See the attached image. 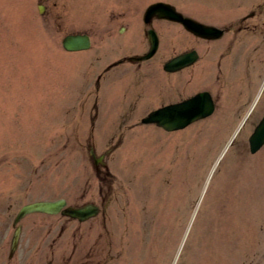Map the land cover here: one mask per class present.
<instances>
[{"label":"rangeland","instance_id":"obj_1","mask_svg":"<svg viewBox=\"0 0 264 264\" xmlns=\"http://www.w3.org/2000/svg\"><path fill=\"white\" fill-rule=\"evenodd\" d=\"M112 1L0 0V264H32L29 227L46 218L32 213L20 221L22 237L8 257L13 218L24 204L58 198L69 205L93 201L103 211L83 222L93 235L73 255L64 249L68 264H104L108 258V264H264V146L230 162L224 153L214 166L217 150L208 147L216 131L210 128L222 116L175 134L139 123L159 104L148 97L158 80L157 74L142 77L130 64L108 70L97 87L102 66L118 55L119 35L99 20L110 16ZM132 1L135 17L158 0ZM164 1L218 26L237 24L253 11L247 23H258L254 36L264 39V0ZM38 3L45 6L42 14ZM80 32L91 34V48L66 52L62 38ZM97 33L109 36L98 39ZM243 33L249 39L224 53L221 64L231 75L224 81L242 83L249 73L252 90L262 73L257 95L264 101V50L248 30ZM219 47L220 40L204 48L196 65L217 64ZM257 55L261 68L252 62ZM195 127L197 148L188 159L187 143L177 150L174 141L182 136L186 142ZM91 150L95 156L107 152L98 174ZM52 219L61 224L60 217ZM90 241L97 242L93 261L84 258Z\"/></svg>","mask_w":264,"mask_h":264},{"label":"flooded vegetation","instance_id":"obj_2","mask_svg":"<svg viewBox=\"0 0 264 264\" xmlns=\"http://www.w3.org/2000/svg\"><path fill=\"white\" fill-rule=\"evenodd\" d=\"M157 2L171 4L175 7L176 11L180 12L183 16H187L201 24L213 26L220 30V32L217 34L209 33L207 35H200L196 32L187 30L179 22L169 21L157 17H152L151 19L145 21L144 13L146 9L148 6ZM157 2L154 1L152 3H148L142 13L138 12V14L133 17L134 9L132 0H113L111 4L114 8L111 10L112 12L110 13V16L99 17L101 23L103 22V24H108L107 32H111L114 35L117 33L120 38L127 37L128 39L125 40L123 38L125 41H119L120 38L116 40V44H114V46L118 51V55H115L113 60L104 64L102 66L101 72H98L99 74L95 79L97 87L99 86L103 75L108 70L124 64H130L134 71L138 72L139 75L142 74V77L146 79L151 78V76L154 74H157V86L148 97L149 99L156 97L159 104L152 110L168 105L181 104L198 95H201V97L198 99V105L196 109L201 111H207V109L211 110L207 117L194 121L183 128L167 133L175 134L186 131L192 125L207 118H212L216 114L217 116H222L221 122L218 123V127L216 129L214 127L215 125L210 128L211 130L214 129L216 132H214L215 135H213L215 136L214 140L209 143L208 150L213 147L215 151L217 150L215 155H218L222 150L223 152L225 151L224 153L229 155L228 162L234 158H237L238 154L241 157L244 156L245 151H248L250 155H254L256 152H250L249 137L264 116V101H262L261 98L258 97L259 95H257L262 73H259V76L257 74L256 79L258 86L254 84L252 90H250L251 84L249 81V73H246L245 80L242 83H240V80H234L231 84L232 86H229V83L225 82L224 79L230 78V71H228L227 67L221 64L222 60L225 58L227 48L230 45L237 43L239 45L243 41L244 36H249V34L243 33L244 30H248V32L253 36L255 35L253 30L257 28L258 23H250L252 26H249L247 23V21L253 20L255 18L254 12L252 11L247 16L241 18L237 24L232 23L225 26H218L212 23L210 24L202 22L197 17L190 16L191 14H185L184 12L180 11L175 4L168 1L158 0ZM39 5L43 6L42 10L44 11L45 6L42 3H39ZM97 5H99L98 8H102V6L104 7V4L101 2H99ZM81 23H83V21H81ZM115 25L117 26L114 28ZM134 30H136V37L133 34ZM80 34H86L89 37L91 48L93 44V37L91 34L89 32H80ZM97 34L99 36L97 37L98 39H102L103 36H109L107 34L102 35V33ZM149 35H151V38L154 36L157 39V47L154 55L146 61L131 60L133 57L143 56L148 52L150 48ZM229 35L232 37L239 36L242 38H226ZM254 38L259 40L256 42L255 46L259 45V47H262L264 50V39H259L258 36H254ZM246 39H249V37ZM219 40L220 47L216 51H221L220 55L222 59L217 64H212V60L210 61L208 59L211 64L206 63L196 65V63H198L201 58L202 50L204 48H209L211 43ZM212 50L213 49H208V52L211 53ZM216 51L213 50L212 54ZM181 55H194L195 60L191 64L184 65L182 67H176L171 70L164 68L165 63ZM97 56L99 60L100 56ZM252 59V62L255 64H260V62L263 61V59L258 55ZM147 62L148 64L142 66V64ZM261 67L262 66L260 64L259 68ZM253 68L257 67L254 66ZM136 86L138 87V85ZM141 94L143 93L137 91L134 95H139V98L143 99ZM127 96L128 91H126L125 99H127ZM145 99L148 100V98ZM207 101H209V107L206 105L208 104ZM220 106L221 112L217 113L216 111H218ZM254 118H257V121L251 123V119ZM197 127L193 129L192 133H187L186 142H183V139L180 138L182 136H177L174 141L177 150H179L180 145L187 143L186 147L188 159H190L192 155L194 157L197 148V141L194 132ZM201 128L205 129L204 126L198 127V129ZM189 135L193 136L190 137ZM94 167L98 171L97 174L102 171V168L105 169V167H103L101 164L94 165ZM63 199L66 201V198ZM67 203L68 202L66 201V206H72L75 208L92 204L99 208L98 214L103 212L100 206H98L93 201H86L79 205H69ZM39 214H41V216L45 217L46 219L43 220V218H41L42 220L39 225L33 222L32 226L29 227L32 234L35 236V239L32 241L29 240L27 243V247L34 250L32 253L36 255L32 264H68L66 261H62V257L65 253L64 249L70 248V253L73 255L76 249H78V245L82 243L85 238L93 235L91 227L84 226L83 222L91 220L98 215L97 214L95 217L86 221H79L78 219L69 218L61 214ZM54 216L60 217V225H58V221L54 222L52 219ZM64 221L68 223H75L70 226L66 223H63ZM20 226L22 234L24 225L20 224ZM37 230L39 231L36 232ZM21 237L22 236L20 235V239ZM93 238L94 237L91 239ZM96 239L97 238L95 237V241ZM95 241H90L87 243V245H90L91 248H89L87 254L84 255V258H87L89 261L91 260V257L96 259L94 247L96 246L97 242ZM57 249L62 251L56 252ZM66 254L67 252L65 255ZM109 260L110 258H108L104 264H108ZM94 264H98V261L94 262Z\"/></svg>","mask_w":264,"mask_h":264},{"label":"water","instance_id":"obj_3","mask_svg":"<svg viewBox=\"0 0 264 264\" xmlns=\"http://www.w3.org/2000/svg\"><path fill=\"white\" fill-rule=\"evenodd\" d=\"M39 12H42V7L38 6ZM152 17H157L161 19H166L169 21L181 23L187 30L196 32L200 35H207L209 33H219L220 30L201 24L191 18L183 17L182 14L178 13L175 8L167 3H154L150 5L145 13L144 20L147 21ZM150 48L146 54L139 57H133L131 60L143 61L147 60L156 51L157 39L149 35ZM62 47L64 50L69 52L86 50L90 47L89 37L85 34H70L66 35L62 39ZM195 60L194 55H181L176 58L171 59L165 63L164 68L171 70L176 67H182L184 65L191 64ZM201 95L193 97L192 99L175 105H168L148 113L145 117L140 120L142 124H155L158 127L163 128L166 131H174L187 126L195 120L207 117L211 112L210 109L207 111L197 110L198 99ZM206 104L209 107V101ZM264 145V116L262 117L260 123L257 125L251 136L249 137L250 152L255 153ZM90 156L92 157L95 164L102 163L104 155H100L98 158L94 156L92 150L90 151ZM66 202L64 199H57L53 201H35L23 205L17 212L13 225L15 226L24 216L32 213H46V214H57L76 218L79 221H84L88 218L95 216L98 213V207L92 204L84 205L82 207L73 208L66 207ZM20 225H17L12 234L10 242L9 255L12 256L14 251L18 246L19 236H20Z\"/></svg>","mask_w":264,"mask_h":264},{"label":"bare ground","instance_id":"obj_4","mask_svg":"<svg viewBox=\"0 0 264 264\" xmlns=\"http://www.w3.org/2000/svg\"><path fill=\"white\" fill-rule=\"evenodd\" d=\"M211 148H213V147H211ZM215 150V149H214ZM225 152V151H224ZM223 150L221 151V152H219V154L217 155V159H216V161H214L213 163H214V166L218 163V161L220 160V158H221V156L223 155ZM212 169V167L209 169V170H211ZM210 176V174L207 176V178ZM197 206V205H196ZM99 211V210H98ZM195 213H196V211H194V214H193V217H194V215H195ZM200 223H201V221H200ZM187 234V233H186ZM192 260V259H191Z\"/></svg>","mask_w":264,"mask_h":264}]
</instances>
